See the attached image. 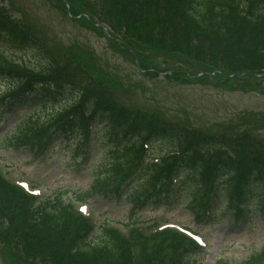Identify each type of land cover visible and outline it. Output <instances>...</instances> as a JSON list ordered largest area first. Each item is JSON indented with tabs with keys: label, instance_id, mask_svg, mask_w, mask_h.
Wrapping results in <instances>:
<instances>
[{
	"label": "trees",
	"instance_id": "16d2710c",
	"mask_svg": "<svg viewBox=\"0 0 264 264\" xmlns=\"http://www.w3.org/2000/svg\"><path fill=\"white\" fill-rule=\"evenodd\" d=\"M57 2L67 13L63 0ZM79 3L82 11L97 12L98 20L107 23L121 40L106 32L95 20L83 17V22L103 31L117 44L127 45L136 57L140 55L137 50L141 49L170 57L183 54L191 59L188 61L209 65L197 64L198 74L200 71L203 75L216 72L264 76V0H95L93 3L81 0ZM71 13L76 17L81 11L72 7ZM0 39L23 50L30 48L45 54L39 43L32 42L24 26L1 10ZM148 69L158 73L154 68ZM0 80L13 88L0 99V108L7 112L28 105L47 110L69 105L59 123L40 132L35 128L24 130L28 133L27 142L43 144L41 133L49 135V140L53 141L73 131L75 126L79 131H88V124L94 119L104 125L101 126L104 138L114 142L112 148L120 151L122 158L112 168L113 172L95 176L91 193L103 191L106 197L120 194L122 186L114 190L111 183L116 178L115 172L125 169L120 168L121 163L127 162L130 167L126 171H135V189L128 194L134 207L151 202L178 204L184 192L192 198L191 203H195L196 196L202 195L203 190L205 198L213 191L217 204L225 198L232 206L236 200L240 201V184L249 191L259 188L260 200L264 201V152L256 140L246 135L239 139L223 137L219 141L161 118L149 117L119 103L112 94L101 95L71 81L78 92L75 98L74 89L61 83L60 76H33L4 62H0ZM94 81L98 84L97 78ZM144 143L162 148L157 154L158 162L142 163ZM180 178L182 183L174 187V180ZM236 212L242 210L237 208ZM93 225L71 204L52 202L46 207H36L31 197L13 189L0 174V240L34 264L196 262L189 255L190 248L195 246L185 245V239L172 234L146 237L135 230L137 232L129 239L116 229L102 226L95 230ZM251 264H264V252L256 254Z\"/></svg>",
	"mask_w": 264,
	"mask_h": 264
},
{
	"label": "rangeland",
	"instance_id": "374dc122",
	"mask_svg": "<svg viewBox=\"0 0 264 264\" xmlns=\"http://www.w3.org/2000/svg\"><path fill=\"white\" fill-rule=\"evenodd\" d=\"M54 2L57 3L55 0H0V8H9L14 19H21L31 34L51 52L56 63L49 67L36 52L20 54L1 42L0 45L5 47L2 52L9 60L34 73H64L70 77L68 79L101 92V95L112 94L119 103L149 117H158L207 136L220 138L226 134L239 139V136L246 135L248 139L256 140L264 152V76L226 74L227 77L216 72L203 75L200 71L198 74L197 64L200 63L185 60L179 55L163 56L144 49L137 50L140 55L136 57L127 45L117 44L87 21L84 25L72 20ZM76 8L80 9L77 5ZM0 62L6 63L7 60L0 56ZM148 68H154L160 74ZM165 70L167 72L162 73ZM3 84L0 81V94L6 91ZM31 111L29 108L18 113L14 111L0 122V171L13 184H30L41 199L58 196L79 208L87 203L88 213L97 224L107 220L121 223L133 218L148 220L154 216L159 219L155 230L160 225L177 223L178 231L200 233L203 253L193 255L200 264H217L220 258L221 264H249L252 256L264 246V202L259 203L258 195H249L244 203L245 210L239 217L222 200L214 210L216 214L211 222L205 221L203 215L200 219L205 222L195 220L192 212L198 210V206L190 204L189 197L174 207L149 205L133 216L126 194L135 183L126 181L124 185H131L126 191L120 189L123 192L120 196L117 193L106 197L103 191L98 190L89 192L97 174L112 171L105 164L108 165V159L118 154L110 153L109 146L98 138L102 136L101 132H96L92 142L87 144L78 133L47 145L46 151L31 144L21 146L18 140L22 138L16 139L20 131L17 124ZM151 147L152 153L162 152L160 146ZM85 152L88 155L86 159ZM124 168L115 172L116 178L112 182L116 186L122 183L123 176H127L126 180L133 177L134 171H126L128 166ZM204 192L196 196V204L205 199ZM79 195H86V202H82L84 200ZM0 264L28 263L13 254L11 248L0 240Z\"/></svg>",
	"mask_w": 264,
	"mask_h": 264
}]
</instances>
